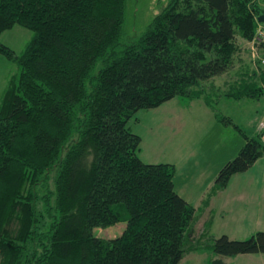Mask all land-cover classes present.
<instances>
[{"label": "trees", "instance_id": "trees-1", "mask_svg": "<svg viewBox=\"0 0 264 264\" xmlns=\"http://www.w3.org/2000/svg\"><path fill=\"white\" fill-rule=\"evenodd\" d=\"M126 8L127 0H0V34L15 24L33 30L21 54L0 41V53L20 67L0 100V264H179L205 248L264 252V230L194 239L196 209L175 189V165L145 162L142 138L128 126L139 109L176 96L203 98L214 110L215 93L261 99L264 43L255 36L263 4L169 0L129 42ZM239 39L251 57L255 42V66L243 65L222 91L214 79L236 66ZM263 131L264 121L245 135L218 188L264 156ZM120 221V235L94 234ZM205 227L201 235L210 220Z\"/></svg>", "mask_w": 264, "mask_h": 264}, {"label": "rangeland", "instance_id": "rangeland-1", "mask_svg": "<svg viewBox=\"0 0 264 264\" xmlns=\"http://www.w3.org/2000/svg\"><path fill=\"white\" fill-rule=\"evenodd\" d=\"M168 2L127 0L123 41L142 35ZM32 37V29L15 24L0 34V41L21 54ZM239 43L242 47L236 66L214 79L222 91L238 78L243 65L251 63V69L255 66L249 44L240 39ZM19 72V65L0 53V100L8 78ZM218 95L215 93L212 97L215 110L233 122L216 117L215 110L203 98L189 100L186 96H176L156 107L141 108L128 120L129 128L142 138L139 155L145 162L175 165V189L196 209L194 239L206 244L223 234L245 239L264 230V156L247 170L233 174L226 187L216 186L221 168L238 155L247 141L245 135L252 136L261 127L264 96L258 100H240ZM207 220H210L209 230L201 235ZM125 226V221L107 227L96 226L94 234L116 237ZM250 255L224 256L228 264H245L248 260V264H263L260 258L264 260V252ZM216 256L220 255H215L210 248L189 251L179 264H211L210 259Z\"/></svg>", "mask_w": 264, "mask_h": 264}, {"label": "built area", "instance_id": "built-area-1", "mask_svg": "<svg viewBox=\"0 0 264 264\" xmlns=\"http://www.w3.org/2000/svg\"><path fill=\"white\" fill-rule=\"evenodd\" d=\"M255 41H257V43H261V42L264 43V26L258 27V31L255 36ZM252 56L253 57L258 56L257 47H256L255 42H253V45H252ZM263 62H264V58H263ZM262 139L264 140V131L262 133Z\"/></svg>", "mask_w": 264, "mask_h": 264}, {"label": "crops", "instance_id": "crops-1", "mask_svg": "<svg viewBox=\"0 0 264 264\" xmlns=\"http://www.w3.org/2000/svg\"><path fill=\"white\" fill-rule=\"evenodd\" d=\"M261 4H264V0H258ZM247 44H250L248 43L247 41H245ZM247 256H251L250 253H246ZM215 258H222L223 262L225 264H228V261L225 259V256H216ZM248 258V257H247ZM263 258V257H262ZM262 258H260V262L264 264V260H261ZM250 260H248L245 264H248Z\"/></svg>", "mask_w": 264, "mask_h": 264}, {"label": "water", "instance_id": "water-1", "mask_svg": "<svg viewBox=\"0 0 264 264\" xmlns=\"http://www.w3.org/2000/svg\"><path fill=\"white\" fill-rule=\"evenodd\" d=\"M258 20H259L260 22H264V14L259 15V16H258Z\"/></svg>", "mask_w": 264, "mask_h": 264}]
</instances>
